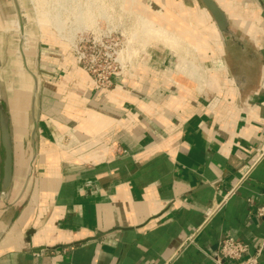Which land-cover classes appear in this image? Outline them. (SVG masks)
<instances>
[{
  "label": "crops",
  "instance_id": "1",
  "mask_svg": "<svg viewBox=\"0 0 264 264\" xmlns=\"http://www.w3.org/2000/svg\"><path fill=\"white\" fill-rule=\"evenodd\" d=\"M175 2L203 79L181 65L193 82L136 74L96 92L74 65L40 62L38 104L22 86V101L14 92L7 102L12 119L0 100L12 146L5 195L0 166V264H213L224 237L264 238V0H215L242 48L198 0ZM22 4L0 0L2 30L18 22L21 39ZM35 39L67 42L50 31Z\"/></svg>",
  "mask_w": 264,
  "mask_h": 264
},
{
  "label": "rangeland",
  "instance_id": "2",
  "mask_svg": "<svg viewBox=\"0 0 264 264\" xmlns=\"http://www.w3.org/2000/svg\"><path fill=\"white\" fill-rule=\"evenodd\" d=\"M21 1L26 18L22 23L25 27L22 39L19 30L23 31V28L19 26L18 22L15 24L16 26L18 24V28L14 27V30H8L7 33L0 26V100H2L5 109L9 110L12 119H14L12 104H7V102L12 98L15 91H19L22 89V86H25L23 89L29 99H34L37 104L40 96H43L40 62L42 64L47 62L49 68L51 67L52 69L55 64L61 68L64 65L69 66L72 64V67L74 65L84 74L87 83L96 92L112 91L118 87H123L136 74H139L140 78L143 77L147 81L158 74L165 79L180 77L193 82V79L176 71H180L181 65L188 68L190 62L194 64V74L200 73L203 79V74L197 65L199 62L196 60L195 52L191 48L192 44L190 46L186 44L189 41L184 31L185 27L189 28V24L186 25L184 18L186 13L172 12L173 8L175 10L177 5L175 0ZM34 7L36 10L40 9L37 15L41 21L45 22L42 28H39V24L36 22L37 16ZM150 10L155 12L156 15L150 16L148 14ZM168 10L170 13L172 12L175 27L165 22L168 18L164 15L167 14ZM71 15L76 17L70 19ZM12 20H15V18L13 17ZM54 24L61 25L62 29L56 30ZM76 25L81 29L78 31L83 32L81 37L77 38V41L79 38H86L88 40H92V38L105 39L106 36L113 39L118 38L121 44L118 59L120 66L110 58L97 60V66L94 68L98 69L96 72L98 76H94L95 82H93L90 74L86 71L88 65H90L89 56L87 55L88 58L79 63L73 52L77 41L76 43H70L73 35L79 29L76 28ZM164 30L173 33L175 37L183 42V45L178 46L176 44L173 48L170 44L168 45L158 40L157 33ZM45 31H50L57 38L65 39L67 42L62 41L63 43L56 45V47L53 45L43 46L40 43H36L37 40L35 38H39L40 34L43 36ZM58 31L61 32V35ZM109 45V43L106 44V46ZM185 45L187 48L189 47L191 52L187 51ZM50 47L57 50V52H65L71 57L70 60L48 61L47 59L43 61V57L45 58L43 52L50 49ZM35 49H37V66L34 65ZM106 51L109 54L112 53L111 49H107ZM102 52L104 53L105 51L102 50ZM97 56L100 58L102 54H98ZM50 57L52 56L48 58ZM108 72H114L116 75H112L111 77L113 85L109 89H105L103 81ZM60 76L56 80H60ZM36 82H38L39 87L33 91V86ZM24 90L15 92L14 98H19L22 101L21 98L24 93L21 92H24ZM20 109L21 107L18 110L19 112L21 111ZM3 159L4 152L0 146L1 167Z\"/></svg>",
  "mask_w": 264,
  "mask_h": 264
},
{
  "label": "built area",
  "instance_id": "3",
  "mask_svg": "<svg viewBox=\"0 0 264 264\" xmlns=\"http://www.w3.org/2000/svg\"><path fill=\"white\" fill-rule=\"evenodd\" d=\"M109 43V46L106 44ZM121 46L118 38L113 39L109 36H106L105 39H95L88 40L86 38H79L76 47L73 52L79 63L83 62L84 59H87L89 56L90 65H88L87 73L90 74L91 80L95 82V77L97 70V60L100 59H112L118 63ZM111 49L112 53L109 54L106 50ZM105 51L104 53L102 52ZM102 54L99 58L97 55ZM112 75H116L114 72H108L104 77L103 86L105 89H109L113 82L111 80ZM217 206L216 209H218ZM255 215L259 218H264V206H259L255 209ZM264 250V238L258 240L254 244L250 245L239 240L234 239L233 237L226 236L224 237L218 247V250L213 256H211V261L213 264H259V258L262 255Z\"/></svg>",
  "mask_w": 264,
  "mask_h": 264
},
{
  "label": "water",
  "instance_id": "4",
  "mask_svg": "<svg viewBox=\"0 0 264 264\" xmlns=\"http://www.w3.org/2000/svg\"><path fill=\"white\" fill-rule=\"evenodd\" d=\"M206 11L209 13L213 20L218 32L222 36L224 41H233L241 48V43L237 40L236 36L232 32L226 14L217 5L215 0H198ZM34 65L37 66V49H35ZM33 78H35L33 76ZM35 81V79H34ZM0 143L4 152L3 159V176L1 179V193L6 194L9 190L12 179V146L11 139L8 130V116L0 104Z\"/></svg>",
  "mask_w": 264,
  "mask_h": 264
},
{
  "label": "bare ground",
  "instance_id": "5",
  "mask_svg": "<svg viewBox=\"0 0 264 264\" xmlns=\"http://www.w3.org/2000/svg\"><path fill=\"white\" fill-rule=\"evenodd\" d=\"M39 12H40V10H39ZM157 39L160 40L161 42L168 44V45L170 44L173 48L176 46V44H178V46L183 45V42L180 39L175 37L173 33H170L169 31H166V30H164L163 32L157 33ZM178 46H177V48H178ZM185 47H186V45H185ZM186 49H187V51H190L189 47L188 48L186 47ZM193 66H194V64L190 62V66L188 65V68H184L183 71L184 72L186 71L187 75H193L194 74Z\"/></svg>",
  "mask_w": 264,
  "mask_h": 264
}]
</instances>
